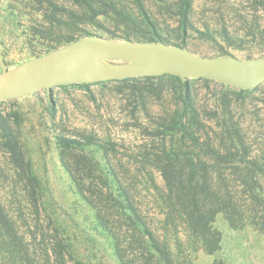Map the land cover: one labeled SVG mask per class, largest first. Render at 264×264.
<instances>
[{
  "label": "trees",
  "instance_id": "obj_1",
  "mask_svg": "<svg viewBox=\"0 0 264 264\" xmlns=\"http://www.w3.org/2000/svg\"><path fill=\"white\" fill-rule=\"evenodd\" d=\"M9 1L32 19L30 43L45 49L37 56L92 35L90 26L117 40L176 46H185L192 32L229 46L242 35L264 39V0ZM169 20L176 27L168 35L163 26ZM220 49L219 56L231 55ZM198 82L212 96L203 95ZM95 83L103 96L108 87L127 101L144 133L142 153L118 155L125 139L95 130L56 138L65 170L120 264H194L198 250L215 254L222 247L220 215L234 229L264 231V130L246 122L250 95L260 86L241 89L173 74ZM47 99L54 107L51 94ZM17 116L0 102V149L13 183L9 199L0 188V264H72L71 243L44 214Z\"/></svg>",
  "mask_w": 264,
  "mask_h": 264
},
{
  "label": "rangeland",
  "instance_id": "obj_2",
  "mask_svg": "<svg viewBox=\"0 0 264 264\" xmlns=\"http://www.w3.org/2000/svg\"><path fill=\"white\" fill-rule=\"evenodd\" d=\"M9 4V0H0V42L4 45L6 63L9 68H13L37 58L45 49L40 42H35L34 46L30 43L29 29L32 19L29 15L13 11ZM200 4L201 2L197 1L199 11L202 9ZM260 13L264 19V10ZM234 20V16H229V22ZM211 21L218 23L215 17ZM107 24L105 22V25ZM169 25L163 26L168 35L170 30L176 27V22L169 20ZM89 33L107 36L105 31L92 26L89 27ZM242 37L243 41L238 40L237 45L229 46L221 38L217 43L192 32L184 47L196 55L205 57H227L228 55L219 56L220 45L229 50L231 57H264V39L253 38L252 35ZM95 82L98 81L54 86L51 90L54 107L47 99L46 89L2 102L8 111L18 113L21 139L41 183L44 214L52 218V225L71 243L70 249L75 255L72 264H77L76 260L84 264H120L111 241L97 229L93 209L80 197L65 170L61 159V146L56 138L57 134L76 136L86 130H95L103 136L111 135L125 139V142L120 143L118 155L127 157L130 154L142 153L139 146L142 144L144 133L137 127V120L127 107V101L121 94H114L108 87L105 88L106 96H103L101 84ZM84 83L90 84L88 88L91 92ZM215 85L214 82L211 83V87ZM197 86L203 95L212 96L205 83L198 82ZM259 86L260 88L250 95L254 99L249 97L252 101H248L251 103L248 104L246 122L252 128L263 125L264 130V83ZM93 94L97 99H94ZM141 120L147 119L140 118ZM96 155L100 156V153L96 152ZM6 157L0 149V170L3 169V174L0 173V188L5 193V198L9 199L13 183ZM216 225L222 232L221 249L215 254H208L203 250L194 252V264H264V231L252 226L234 229L222 215L218 217Z\"/></svg>",
  "mask_w": 264,
  "mask_h": 264
},
{
  "label": "water",
  "instance_id": "obj_3",
  "mask_svg": "<svg viewBox=\"0 0 264 264\" xmlns=\"http://www.w3.org/2000/svg\"><path fill=\"white\" fill-rule=\"evenodd\" d=\"M0 42V102L73 82L173 74L250 89L264 83V57H205L162 41H120L88 35L9 68Z\"/></svg>",
  "mask_w": 264,
  "mask_h": 264
}]
</instances>
